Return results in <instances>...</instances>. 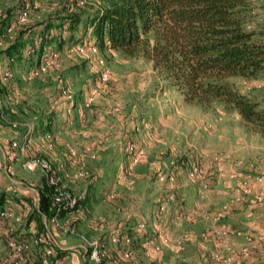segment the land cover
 <instances>
[{
    "label": "rangeland",
    "instance_id": "rangeland-1",
    "mask_svg": "<svg viewBox=\"0 0 264 264\" xmlns=\"http://www.w3.org/2000/svg\"><path fill=\"white\" fill-rule=\"evenodd\" d=\"M20 1L0 0V17L4 15V23L13 26L0 39V62L6 61L5 50L12 45L20 54L6 64L10 77L5 88H0L5 118L0 120V175L9 178L3 170L8 168L13 172L9 179L14 185L36 190L34 184L42 178L41 173L24 170L21 163L30 157L42 158L49 162L67 191L78 194L86 189L92 193L81 211L70 217L56 219L57 223L54 216L43 217L50 239L67 253V258L55 260L56 264H90V251L96 243L106 248L103 264H224L230 252L227 248L236 254L242 246L228 240L223 243L225 235L215 234L218 248L213 249L209 242L201 243L198 233L202 223L192 226L184 222L192 217L189 210H222L226 205L229 212L238 210L244 198L249 196L243 204L248 207V203L254 204L255 195L264 194V187L253 181L254 176L264 177V137L252 132L236 112L221 103L207 108L186 105L177 92L165 87L151 62L142 57L125 58L114 50H98L91 31L84 32L81 25L72 39L66 30L49 33L64 43L61 47L51 43L44 49L48 52L46 60L51 58L53 63L28 80L29 70L38 60L37 32L66 0ZM92 2L78 0L76 6L87 10ZM24 7L30 11L24 24L18 25L16 20ZM251 7L253 25L264 34V0H251ZM32 50L35 52L29 53ZM236 84L239 91L264 106V70L259 78L237 79ZM62 91L70 97H64ZM92 91L97 94L88 103ZM43 119H49L51 127L55 124L56 131L43 135ZM9 121L15 127L6 123ZM25 135V151L17 155L18 160L11 159V140H21ZM134 156H138L140 164L131 162ZM79 169L86 172V177L72 178ZM224 181L229 182L228 192L210 193L207 203L204 192L218 182L224 192ZM245 181H249V194L233 203L232 196L240 192ZM193 184L200 188L201 197L185 192ZM36 194L38 204L37 190ZM194 204L197 209L192 208ZM180 206L187 212H171L181 210ZM134 210H140L139 221ZM6 211L9 217L4 225L11 232H20L25 225L21 212L12 207ZM226 214L215 223L222 229H214L213 234L224 231L221 224L239 227V221L245 222L243 215L229 220ZM130 228L141 237L131 245L130 238L125 244H129L131 256L130 261L123 262L117 259L119 247L110 240L132 232ZM152 228L159 231L152 232ZM189 228L198 231L192 240H186L183 233ZM123 229L125 233L121 234ZM143 232H152L155 237ZM247 240L243 246L250 248ZM31 247L35 253L39 251L32 245L26 251ZM31 254L29 258L35 255ZM6 256L1 241L0 257ZM11 262L23 264L22 259ZM241 264L246 263L242 260Z\"/></svg>",
    "mask_w": 264,
    "mask_h": 264
},
{
    "label": "trees",
    "instance_id": "trees-1",
    "mask_svg": "<svg viewBox=\"0 0 264 264\" xmlns=\"http://www.w3.org/2000/svg\"><path fill=\"white\" fill-rule=\"evenodd\" d=\"M67 1L37 32L38 60L34 67L46 59L47 46L55 43L61 47L64 43L60 37L49 35L51 31L66 30L72 39L81 25L84 32L91 31L98 50H114L125 58L142 57L151 62L165 87L177 92L186 105L207 108L221 103L236 112L252 132L264 137V106L239 91L236 84L237 79H257L264 70V34L253 25L251 0H93L87 10L76 6L78 0H71L70 4ZM75 7L79 9L74 10ZM4 22L3 15L0 39L7 29H13L11 23ZM16 23L24 24L17 20ZM15 55L20 56L15 45L5 50L6 61L0 62L3 68L14 61ZM5 82L0 77L1 89ZM6 123L11 126V121ZM41 127L42 132L49 133L51 121L47 119ZM34 187L39 195L38 204L27 198L14 201L25 221L24 229H32L19 235V231L9 232L3 224L1 240L7 256L0 257V264L19 262L20 257L23 264H41L45 248H52L53 259L60 260L66 252L50 239L43 217H70L89 201L86 192L77 207L57 212L51 207L53 187L46 185L43 177ZM6 196L0 189V210L10 209V205H4ZM125 237L131 238V245L133 235L128 233ZM34 238L41 239L35 247L37 253L31 247L15 254L7 247L11 239L29 242ZM118 247L117 259L130 261L122 257L124 251L130 250L129 245L121 243ZM33 252L36 259L29 258ZM10 254L11 261L7 260Z\"/></svg>",
    "mask_w": 264,
    "mask_h": 264
},
{
    "label": "built area",
    "instance_id": "built-area-1",
    "mask_svg": "<svg viewBox=\"0 0 264 264\" xmlns=\"http://www.w3.org/2000/svg\"><path fill=\"white\" fill-rule=\"evenodd\" d=\"M22 9L23 10L20 12V14H18V19H17V21L20 23H22L25 20L28 12L30 11V9L26 8V7L22 8ZM9 29H7V31H9ZM52 63H53V59H51V58H49L47 60L45 59L38 66L33 67L29 70V74L27 76V79L33 80L34 78L39 76L41 72H44L45 69H47V67H49ZM0 77H1L2 82H5L10 77L9 70H6L5 68H3L1 63H0ZM96 94H97V92L92 91L87 98V102L89 103L92 100V96L94 97V96H96ZM62 95L64 97H67V98L70 97L68 95L67 91H62ZM0 118L2 120H4L1 103H0ZM15 125H16L15 123L11 124L12 127H15ZM28 132H29V130L27 131V133ZM48 146L50 147L51 145H48ZM26 147H27L26 135L23 136V138L21 140H16V139L11 140V142H10V151L11 152L9 153L10 158L13 160H18L17 155L19 153H23L25 151ZM128 150L131 151L132 148L130 147ZM71 155H74V153L71 152ZM138 159H139L138 156H134L132 158L131 162L133 164H136L139 162ZM21 167L27 171H38V172H40L42 175L41 177H43L46 185L53 187V197H52L53 200H52L51 207L54 208V210H56L57 212L59 210L74 209L75 207H77L79 205V202L84 198V196L86 194V189L83 190L82 192L78 193V194H72L69 191H67L63 187V185L61 184V181H60L61 178L58 176V174L55 172V170L51 167L49 162L45 159L30 157L29 159H27L26 161L21 163ZM4 170H5V172H7L6 174L9 178L12 177L13 172L10 169L4 167ZM86 175H87L86 172L79 169V170L74 172V174L72 175V178H74V179L85 178ZM253 181L255 184H258V185L260 184L261 186L264 187V177H261L258 175L254 176ZM249 192H250L249 181L248 182L245 181V182H243V184H241L240 192L237 195L234 194L232 196L233 197L232 202L233 203L239 202L242 198L241 196L242 195H248ZM253 202H254V204H256L258 206H264V194L255 195L253 198ZM225 208H226V205L223 206L221 212L217 216V219L222 218L227 213L228 210ZM6 210H8V209H1L0 210V234L3 232L4 221L7 219V217H9V213ZM52 219L54 220L55 223H57L56 219H58V218L56 217V215ZM9 232H11L10 229H9ZM215 234L217 237H221L220 235H224L225 232L224 231L223 232H217V233H214L213 235H215ZM40 241H41V239H39V238H34L29 242H17L15 240L11 239L8 241L7 247L10 248L15 254H21L22 252L26 251L29 246H31V245L37 246ZM110 242L113 245L119 246L121 243H124V244L129 243L130 238H127L125 236L119 237L116 235V236L112 237ZM165 242H166L165 238L164 239L162 238V243H165ZM227 249L230 252H229V255L227 254L225 259L223 260L224 264H241V261L249 256V248H247L246 246H242L236 254L231 252L229 247ZM105 252H106V248H105L104 244H101V243L94 244L93 248L90 251V255H89L90 264H103V259L105 258ZM52 256H53V249L52 248H45L43 251V255H42V259H41L40 263L41 264H56V261L53 259ZM130 256H131V250H126L122 253V257L124 259H129ZM216 258H217V255L213 256V259L216 260ZM8 260H12L11 254L8 256ZM19 260H21V257L19 258Z\"/></svg>",
    "mask_w": 264,
    "mask_h": 264
},
{
    "label": "crops",
    "instance_id": "crops-1",
    "mask_svg": "<svg viewBox=\"0 0 264 264\" xmlns=\"http://www.w3.org/2000/svg\"><path fill=\"white\" fill-rule=\"evenodd\" d=\"M45 123H46V120L43 119L41 121V125H43ZM55 127H56L55 124H53L49 133L55 132L56 131ZM59 128L61 129L62 127H59ZM42 134L44 135L45 133L43 132ZM225 181L221 185L222 188L225 189L224 192L220 191L219 182H218V184L214 183L213 184L214 186L211 185L212 190L204 192L203 195H204V197H207L206 198L207 203L209 202V199H210V195H211L210 193L215 194V195H217V194H219V195L224 194L225 195L228 192L227 188H228L229 182H225ZM90 187H91V185H90ZM0 188L7 195L6 196L7 198L4 201V205L5 204L10 205V207L14 208V210H18V208H17L18 206L14 202L16 198H20V200L24 199V198L30 199L31 202H33V204L36 205V200H37V198H35V196H37L36 190H34V188H31V187L28 189L17 187L16 185H14L11 182V180L9 178L6 179L5 174H4V176L0 175ZM199 189H200L199 187L194 185L192 189H188V188L185 189V192L186 193L190 192V194H193V196H195V197L198 195H199V197H201L200 194L202 192H200L201 190H199ZM91 194L92 193H89V199H91ZM159 196H160V193L158 194L157 198ZM248 197L244 198V200H242L237 205L238 210H229V212H227L226 218H228L229 220L233 219L234 218L233 216H235V215L237 216L238 214H240V215L245 216V222H241L238 219L239 223H241V226H239V227H236V226L234 227L232 225L228 226L226 223L224 225L221 224L224 227V231H225L223 243L227 242V240H228L233 245L235 244V245H238L237 247H240V246H243L245 244V238H249V240H248L250 242V244H249L250 245L249 256L244 259V262L246 264H264V209L261 208L260 206H255V204H253L252 202L248 203V207L243 205L244 203H246V199L248 200ZM200 199H202V198H200ZM195 203H197V202H195ZM249 204H251V205H249ZM192 208L197 209V206L194 204L192 206ZM178 209H181V210H172L171 212L172 213H175L177 211H179V213H184V212L186 213L187 212L186 209L185 210L183 209V206H180ZM241 209H244V210H241ZM18 211L21 212V210H18ZM85 211L90 212L89 210H85ZM189 211H191L192 217L189 218L187 220V222H184L185 225L192 223V226H193L194 224L202 223L203 224L202 231L200 233H198V231L196 230L198 235H199V238L201 240V243L203 244L206 241V242L210 243V245L213 247V249L218 248V240L216 238H214L215 236L213 235V232H214L213 230L214 229H222V227L216 228V225H215V223L220 220V219L219 220L217 219V216L219 215L221 210H189ZM134 215L137 216L136 220L139 221L138 218H140V210H134ZM236 222H237V220L235 221V223ZM31 229H32L31 226H29L28 230L27 229L25 230L24 228H22V230H20V232H19V235H22L26 231H31ZM132 229L130 230L132 232H126L125 233L124 229H123V231L120 233L121 234L122 233H125V234L129 233L130 235H133L132 239L135 240V239L139 238V240H140L141 234H138L139 232H136V230H132ZM208 229L210 232H208ZM154 231L155 232L159 231V228H157V229L152 228V232H154ZM183 231H185V228ZM186 231H189L186 233L183 232L186 240H192V238L196 237V235H197L196 231H194V228H189ZM152 232H151V234L147 233V232H143V235L148 234L147 235L148 237H153L154 233H152ZM2 233L0 234V242L2 241L1 240ZM150 235H152V236H150ZM66 255H67V253L64 254V256L60 259V261L67 258ZM202 255H203V257L205 256V254H203V253L201 254V256ZM31 256H32V254H31ZM32 258H35V257L33 256Z\"/></svg>",
    "mask_w": 264,
    "mask_h": 264
}]
</instances>
